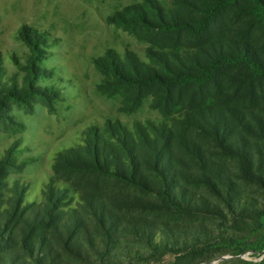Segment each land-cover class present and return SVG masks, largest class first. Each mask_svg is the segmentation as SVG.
<instances>
[{"label":"rangeland","instance_id":"374dc122","mask_svg":"<svg viewBox=\"0 0 264 264\" xmlns=\"http://www.w3.org/2000/svg\"><path fill=\"white\" fill-rule=\"evenodd\" d=\"M155 1L164 8L179 7L178 0ZM146 3L0 0V88L31 93L30 82L34 90L22 100L3 99L0 106V239L9 235V241H0V264H182L191 247L250 235L264 209L263 151L262 157L254 156L258 168L252 175L242 170L236 157L180 132L175 141L180 136L198 141L221 176L213 175L215 186H209L198 170L186 167L189 161L176 160L180 173L175 192L188 201L176 209L166 207L156 194L108 175L71 170L57 158L58 152L79 143L88 129H101L109 121L126 128L137 122L171 121L189 105L185 91L165 103L161 90L152 86L132 101L133 89L110 82L101 66V59L110 54L120 61L132 57L146 62L149 48L193 51L220 33L215 29L204 39L186 33L175 37L119 20L120 14ZM248 138L255 151L258 136ZM175 151L181 157L179 149ZM54 184L69 188L68 196L58 188L51 200L46 199ZM74 194L85 205L75 203L74 211L62 210L67 203L61 201ZM100 203L109 215V232L91 213ZM48 214L54 215L51 223ZM73 218L79 226L72 228L69 238L63 221ZM36 219L42 224L27 233V224ZM262 257L253 250L239 256L254 262ZM230 259L225 255L199 264Z\"/></svg>","mask_w":264,"mask_h":264},{"label":"trees","instance_id":"16d2710c","mask_svg":"<svg viewBox=\"0 0 264 264\" xmlns=\"http://www.w3.org/2000/svg\"><path fill=\"white\" fill-rule=\"evenodd\" d=\"M176 4L177 9L164 8L155 0H147L145 6L130 9L127 15L120 14L118 18L175 37L186 33L204 39L215 29L220 33L211 39L210 36L193 51L181 53L176 48L170 51L149 48L146 62L132 57L120 61L122 59H114L110 54L109 59H101V66L110 82L133 89L132 101L140 97L143 89L152 86L161 90L160 99L165 103L185 91L189 105L171 121L137 122L132 128L109 121L101 129H88L79 136V143L57 153V158L71 170L111 176L143 193L158 195L166 207L174 209L187 201L182 193L178 196L175 192L180 173L178 160L189 161L191 165L186 167L198 170L196 173L204 177L205 184L212 187L215 186L213 175L221 174L218 165L206 158L199 140L225 156L236 157L242 170L252 175L258 168L255 154L262 157L264 152V0H178ZM38 73L39 69L36 75ZM29 89L31 93L34 91L30 82ZM23 90L0 88V106L8 97L22 100L25 93L31 94ZM180 132L190 133L198 141L187 136L175 141ZM251 135L258 136L259 146L255 151L249 145ZM175 148L179 149L181 157ZM58 188L57 184L49 185L46 199L51 200ZM69 190L60 188L63 197L68 196ZM66 200L61 201L67 203L62 210L68 212L75 210V203L85 205L75 194ZM102 205L100 203L91 213L100 227L109 232L110 221L106 226L109 215ZM47 217V222L51 223L54 215ZM263 219L264 209L258 212L250 235L244 240L222 239L191 247L185 254L187 261L182 264L209 263L225 255H231L232 259L218 264H264V257L258 262L239 258L248 250L263 254ZM39 221L28 223L27 233L42 224ZM63 223L70 238L72 228H78L79 222L73 218ZM8 238L9 235L0 241H9ZM26 241L24 237V246L28 249ZM29 249L34 251L31 246ZM41 255L37 253V262Z\"/></svg>","mask_w":264,"mask_h":264},{"label":"built area","instance_id":"2783aa9c","mask_svg":"<svg viewBox=\"0 0 264 264\" xmlns=\"http://www.w3.org/2000/svg\"><path fill=\"white\" fill-rule=\"evenodd\" d=\"M264 254V253H263Z\"/></svg>","mask_w":264,"mask_h":264}]
</instances>
